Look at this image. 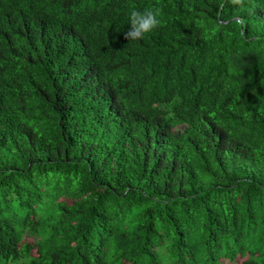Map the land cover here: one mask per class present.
Segmentation results:
<instances>
[{
	"label": "trees",
	"instance_id": "trees-1",
	"mask_svg": "<svg viewBox=\"0 0 264 264\" xmlns=\"http://www.w3.org/2000/svg\"><path fill=\"white\" fill-rule=\"evenodd\" d=\"M133 7L162 9L138 41ZM238 257L264 264V0H0V264Z\"/></svg>",
	"mask_w": 264,
	"mask_h": 264
},
{
	"label": "clouds",
	"instance_id": "clouds-1",
	"mask_svg": "<svg viewBox=\"0 0 264 264\" xmlns=\"http://www.w3.org/2000/svg\"><path fill=\"white\" fill-rule=\"evenodd\" d=\"M246 0H228L233 6L243 10ZM162 9L146 8L144 11H138L133 7L129 12L130 29L124 34V39L128 41L142 40L146 34H149L162 25Z\"/></svg>",
	"mask_w": 264,
	"mask_h": 264
},
{
	"label": "rangeland",
	"instance_id": "rangeland-1",
	"mask_svg": "<svg viewBox=\"0 0 264 264\" xmlns=\"http://www.w3.org/2000/svg\"><path fill=\"white\" fill-rule=\"evenodd\" d=\"M24 243H31L33 244L34 243V238L33 237H29L27 236L24 240ZM36 250L33 252V255H35L36 253ZM246 261V258H243V257H238L237 260L235 262H230L229 260H221V264H243L244 262Z\"/></svg>",
	"mask_w": 264,
	"mask_h": 264
}]
</instances>
